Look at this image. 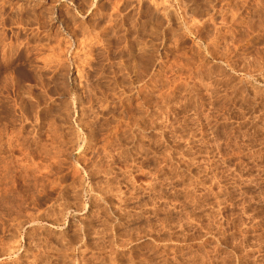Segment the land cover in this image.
<instances>
[{
	"label": "rangeland",
	"instance_id": "obj_1",
	"mask_svg": "<svg viewBox=\"0 0 264 264\" xmlns=\"http://www.w3.org/2000/svg\"><path fill=\"white\" fill-rule=\"evenodd\" d=\"M0 264H264V0H0Z\"/></svg>",
	"mask_w": 264,
	"mask_h": 264
},
{
	"label": "bare ground",
	"instance_id": "obj_2",
	"mask_svg": "<svg viewBox=\"0 0 264 264\" xmlns=\"http://www.w3.org/2000/svg\"><path fill=\"white\" fill-rule=\"evenodd\" d=\"M27 62V61H26ZM131 101V100H130ZM131 108V107H130Z\"/></svg>",
	"mask_w": 264,
	"mask_h": 264
}]
</instances>
